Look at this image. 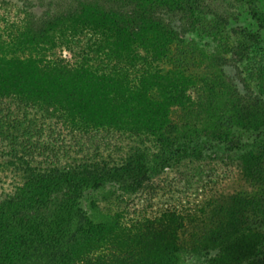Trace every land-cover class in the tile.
<instances>
[{"label": "rangeland", "instance_id": "1", "mask_svg": "<svg viewBox=\"0 0 264 264\" xmlns=\"http://www.w3.org/2000/svg\"><path fill=\"white\" fill-rule=\"evenodd\" d=\"M47 2L0 0V23H19L26 8L39 15ZM97 2L144 4L139 54L162 77L157 88L144 86V128L134 127L135 116L86 123L60 108L3 99L11 134L0 132V205L22 188L26 169L79 170L104 181L130 168L77 196L90 219L111 225L116 237L143 224L156 229L159 238L151 243H130L134 253L144 250L131 252L133 262L139 256L145 264L247 258L241 248L264 237V150L238 146L252 142L245 125L264 107V29L247 7L264 11V0ZM149 10L161 16L160 29L148 21ZM79 42L58 54L71 61ZM180 73L184 79L175 80Z\"/></svg>", "mask_w": 264, "mask_h": 264}, {"label": "trees", "instance_id": "2", "mask_svg": "<svg viewBox=\"0 0 264 264\" xmlns=\"http://www.w3.org/2000/svg\"><path fill=\"white\" fill-rule=\"evenodd\" d=\"M132 4L116 8L97 0H48L39 15L26 8L19 23H0V101L9 98L25 105L60 108L86 123L91 117L107 116L115 124V117L125 114L139 118L134 127L144 128V86L157 88L162 77L157 70L151 72L144 54H139V48L144 51V4ZM247 8L264 29V11L254 3ZM148 16L160 29L161 16L154 10ZM77 42L81 47L73 51L71 61L58 54ZM182 78L180 73L175 80ZM8 112L0 109L4 137L11 134L2 119H8ZM245 127L253 132V140L238 146L264 150V107L257 120ZM31 171L26 169L29 176L22 188L0 205V264H25L31 259L34 264H145L140 256L132 261L130 243L142 246L159 238L153 226L143 224L116 237L111 225L93 222L79 206L81 190L100 186L113 173L120 177L119 173L113 171L99 181L91 172L79 170ZM73 219L75 228L69 224ZM259 238L257 244L241 248L240 254L247 258H210L200 264H264V237ZM220 255L218 251L214 258Z\"/></svg>", "mask_w": 264, "mask_h": 264}]
</instances>
